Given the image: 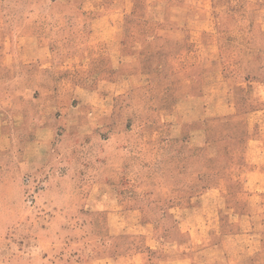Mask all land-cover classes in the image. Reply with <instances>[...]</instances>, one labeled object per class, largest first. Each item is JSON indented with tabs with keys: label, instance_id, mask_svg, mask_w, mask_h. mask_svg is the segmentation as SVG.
<instances>
[{
	"label": "rangeland",
	"instance_id": "rangeland-1",
	"mask_svg": "<svg viewBox=\"0 0 264 264\" xmlns=\"http://www.w3.org/2000/svg\"><path fill=\"white\" fill-rule=\"evenodd\" d=\"M66 6L0 0V264H264V0Z\"/></svg>",
	"mask_w": 264,
	"mask_h": 264
},
{
	"label": "crops",
	"instance_id": "crops-1",
	"mask_svg": "<svg viewBox=\"0 0 264 264\" xmlns=\"http://www.w3.org/2000/svg\"><path fill=\"white\" fill-rule=\"evenodd\" d=\"M58 1H62L64 3V5H67L66 7H69L67 9V11H65L64 13H62L63 16H66V14H69V15H72L73 14V5L76 4V2L78 3V1H81V0H58ZM119 11V8H114L112 10L108 9V7L106 6V4H102L100 7H99V22L100 21H105L107 20V17H112L114 15V13L117 12V15L119 14L118 13ZM81 12L82 14L87 12V8H82L81 9ZM130 11H125V13H128ZM124 13V14H125ZM78 14V13H77ZM81 14V15H82ZM33 19L32 17L29 19L31 20ZM48 27L47 28H42L40 27V24L36 25L35 22H33L32 24H29V21L27 19V22L25 24L22 25L21 30L20 32L21 33H25V38H23V40H28L29 37H32L31 39V44L30 43H25V41H21L18 46L20 48L23 47L24 48H27L29 46H31V48H41L43 49V51L47 52L48 56H55L53 54V47L56 46L57 42L54 40V39H45V38H38V36L36 34H33L34 32L35 33H38L40 31H43V30H48L49 32H59V31H65V27L67 26L66 25H55L53 23V26L52 25H47ZM109 25H104V30L102 31H110L109 29L107 30V27ZM110 26L112 27V25L110 24ZM45 27V26H44ZM102 28L99 29V31L101 30ZM40 30V31H39ZM27 33H31V34H27ZM176 41V40H175ZM64 45L63 46H66L68 44L67 40H64ZM67 42V43H66ZM175 43H177L178 45V48L175 49V54L176 56L177 55H180L181 53V50L182 48L184 47V43H181V40H177ZM9 48V46H8ZM119 46H114V44H112V51H119ZM118 63L119 62H115V66L118 67ZM117 64V65H116ZM162 62L161 64L159 65V71L160 72V76L161 77V74L163 73L164 71V68H162ZM59 69V67H58ZM145 74L147 75V77H149L151 80L155 79L156 77H154L155 75L152 74L150 71H147L145 72ZM189 78H187V81H189L190 83L192 81H195L194 79H198L194 76V74H190V76H188ZM163 78L167 79V75H164ZM174 79V77H173ZM163 121H162V124H166V120L165 117H163ZM54 132V128L53 126L51 125H46V126H39L37 128V133H36V137L34 138H31L30 142H28V148H29V151L28 154H29V161H27V165L29 166V164H31L32 166H35V165H41V163H44V161H48V159H51L52 158V155H53V152L56 150L53 148V145H52V133ZM9 135L10 133L8 132L7 130V121L6 120H3L1 117H0V150L2 149H5L6 147L9 146V142H10V139H9ZM72 139H68L66 140V142L70 141L71 142ZM67 144V143H65ZM65 154V153H63ZM45 161V162H46ZM197 179V178H196ZM96 184H101L100 182L97 181ZM107 183H104L102 182V185H106Z\"/></svg>",
	"mask_w": 264,
	"mask_h": 264
}]
</instances>
